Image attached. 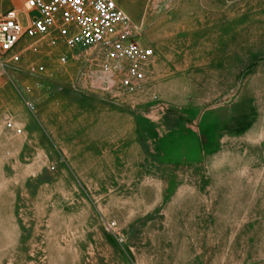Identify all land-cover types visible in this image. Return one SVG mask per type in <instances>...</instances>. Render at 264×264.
Returning <instances> with one entry per match:
<instances>
[{
	"label": "rangeland",
	"instance_id": "obj_1",
	"mask_svg": "<svg viewBox=\"0 0 264 264\" xmlns=\"http://www.w3.org/2000/svg\"><path fill=\"white\" fill-rule=\"evenodd\" d=\"M114 1L140 87L91 88L57 34L1 80L0 264H264V0Z\"/></svg>",
	"mask_w": 264,
	"mask_h": 264
},
{
	"label": "built area",
	"instance_id": "obj_2",
	"mask_svg": "<svg viewBox=\"0 0 264 264\" xmlns=\"http://www.w3.org/2000/svg\"><path fill=\"white\" fill-rule=\"evenodd\" d=\"M1 2L11 0H0ZM25 12L37 13L25 25L19 21L18 8L10 7L0 15V83L8 70L19 63L17 49L26 37L57 34L70 49L95 48L96 56L83 55L86 63H95L88 71L89 85L100 92L128 91L145 80V64L153 50L135 39L134 25L114 0H24ZM66 55L60 57L65 64ZM43 67H38L41 73ZM27 109H33L25 101ZM13 129V123L6 122ZM16 134L21 129L15 130Z\"/></svg>",
	"mask_w": 264,
	"mask_h": 264
},
{
	"label": "crops",
	"instance_id": "obj_3",
	"mask_svg": "<svg viewBox=\"0 0 264 264\" xmlns=\"http://www.w3.org/2000/svg\"><path fill=\"white\" fill-rule=\"evenodd\" d=\"M20 3H21V0L18 1V2H17L16 4H14L13 6H14V7H17V4L20 5ZM23 11H24V10H22V9L18 10V15L20 16V14H21Z\"/></svg>",
	"mask_w": 264,
	"mask_h": 264
},
{
	"label": "bare ground",
	"instance_id": "obj_4",
	"mask_svg": "<svg viewBox=\"0 0 264 264\" xmlns=\"http://www.w3.org/2000/svg\"><path fill=\"white\" fill-rule=\"evenodd\" d=\"M17 8H18V10L21 8L18 4H17ZM24 11H26L25 9H23Z\"/></svg>",
	"mask_w": 264,
	"mask_h": 264
}]
</instances>
